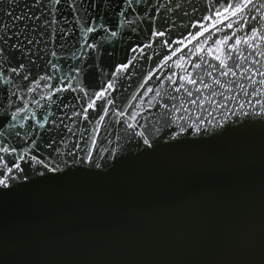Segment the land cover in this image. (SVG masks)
I'll return each instance as SVG.
<instances>
[{"label":"water","instance_id":"obj_1","mask_svg":"<svg viewBox=\"0 0 264 264\" xmlns=\"http://www.w3.org/2000/svg\"><path fill=\"white\" fill-rule=\"evenodd\" d=\"M194 2L203 4V0ZM218 33L222 39L225 29L221 27ZM129 42L127 37L106 42L107 51L98 57L90 53L97 66L57 50L71 57L63 61L65 71L73 63L83 64L82 78L99 91L100 81L106 78L100 69L110 73L114 65L132 55L126 51ZM201 43L203 39L196 47ZM176 47L181 50L164 75L175 73L173 78L178 79L191 71L188 64L201 57L205 64L211 61L191 44ZM185 61L188 64L183 68L174 66ZM261 64L264 58L257 57V66ZM213 72L223 82L231 79ZM157 76L146 87H155L164 79ZM121 83L123 88L118 86L113 94L118 101L132 95L137 78ZM207 83H212L211 78ZM257 87L264 93V87ZM235 89L224 93L230 101L218 95L224 91L218 87L215 96L202 91L197 99L203 107L177 101L178 107L183 103L176 113L179 123L198 122L211 129L213 124L223 123L225 116L237 120L227 131L211 130L197 136L186 128L174 141L171 137L178 129L171 125L153 134L151 125L159 117L152 112L149 125L140 130L153 141V149H147L139 137L125 136V125H114L101 131L98 151L93 153V159L109 161L111 166L103 172H90L85 165L69 177L35 184L0 201V264H264V120L245 117L241 121L237 116L240 105L245 112L264 109L255 96L240 93L238 84ZM245 90L251 92V85ZM64 95L70 99L76 94ZM205 96L212 100L211 105ZM259 98L264 100V95ZM221 103L226 107L221 108ZM96 117L93 113V120ZM197 117L201 119L197 121ZM106 123L111 124V118ZM110 148L117 151L118 160L107 155Z\"/></svg>","mask_w":264,"mask_h":264},{"label":"snow or ice","instance_id":"obj_2","mask_svg":"<svg viewBox=\"0 0 264 264\" xmlns=\"http://www.w3.org/2000/svg\"><path fill=\"white\" fill-rule=\"evenodd\" d=\"M221 27L225 29L222 39ZM213 33L217 35L213 37ZM126 37L130 41L126 51L132 55L114 65L110 73L100 69L106 78L100 81L99 91L82 78L83 64L73 63L65 71L63 61L71 57L97 66L89 54L98 57L107 51L106 42ZM202 39L204 43L197 48ZM190 44L216 63L205 64L201 57L191 64L174 65L183 68L188 64L191 69L178 79L173 78L175 73L164 75L181 50L176 46L188 48ZM57 49L70 52L71 57ZM257 57L264 58V0H203L202 5L194 0H0V201L35 184L69 177L85 165L90 172H103L111 166L109 161L95 160L93 153L98 151L101 131L114 125H125V136L139 137L147 149H153V141L140 130L149 125L152 112L159 117L151 125L153 134L171 125L178 129L171 137L174 141L186 128L197 136L211 130L227 131L229 124L238 121L225 116L223 123L213 124L211 129L198 122L179 123L176 113L183 103L178 107L177 101L203 107L197 97L202 91L217 95L216 87L224 90L218 95L230 101L224 93L235 92L238 84L240 93L255 96L264 109V100L259 98L264 93L257 87H264V64L258 67ZM213 70L231 79L223 82ZM157 74L164 79L155 87H146L154 77L159 79ZM134 77L139 91L133 89L130 97L118 101L113 95L118 86L123 88L121 82ZM249 84L251 92L245 90ZM66 93L76 95L69 99ZM209 96L203 99L211 105ZM134 108L136 111H129ZM240 108L237 116L241 121L245 117L264 120V111ZM93 113L97 114L95 120ZM109 118L111 124L106 123ZM107 155L119 159L111 148Z\"/></svg>","mask_w":264,"mask_h":264}]
</instances>
